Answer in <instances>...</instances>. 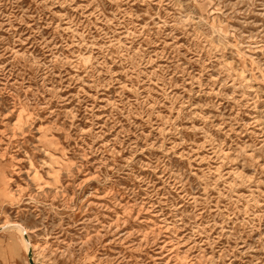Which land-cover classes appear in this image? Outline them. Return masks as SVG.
Wrapping results in <instances>:
<instances>
[{
  "label": "rangeland",
  "instance_id": "rangeland-1",
  "mask_svg": "<svg viewBox=\"0 0 264 264\" xmlns=\"http://www.w3.org/2000/svg\"><path fill=\"white\" fill-rule=\"evenodd\" d=\"M0 226V264H264V0H0Z\"/></svg>",
  "mask_w": 264,
  "mask_h": 264
},
{
  "label": "bare ground",
  "instance_id": "bare-ground-1",
  "mask_svg": "<svg viewBox=\"0 0 264 264\" xmlns=\"http://www.w3.org/2000/svg\"><path fill=\"white\" fill-rule=\"evenodd\" d=\"M16 224H17V223H16ZM21 226H22V225H21ZM21 226H16V227H17V229H18L20 232H23V229H22ZM0 227H1V226H0ZM24 233H25V232H24ZM24 246H25L26 253H28L29 250L31 249V248H30L31 244H30V242H29L28 240H26V239H24Z\"/></svg>",
  "mask_w": 264,
  "mask_h": 264
},
{
  "label": "water",
  "instance_id": "water-1",
  "mask_svg": "<svg viewBox=\"0 0 264 264\" xmlns=\"http://www.w3.org/2000/svg\"><path fill=\"white\" fill-rule=\"evenodd\" d=\"M31 252H30V250H29V252H28V257H29V260L31 261Z\"/></svg>",
  "mask_w": 264,
  "mask_h": 264
}]
</instances>
